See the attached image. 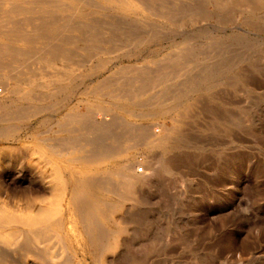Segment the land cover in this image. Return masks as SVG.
Masks as SVG:
<instances>
[{
  "label": "rangeland",
  "instance_id": "1",
  "mask_svg": "<svg viewBox=\"0 0 264 264\" xmlns=\"http://www.w3.org/2000/svg\"><path fill=\"white\" fill-rule=\"evenodd\" d=\"M206 3L207 0H156L154 7L160 8V4L163 5L167 8L165 10L171 12H167V14H172V18L174 15V19L178 22L184 18L181 21L182 24L180 26L173 24L169 27L164 18H158L157 9L159 8L156 7V12L154 9V14L151 15L152 18L150 16L147 22L143 25L140 24L141 26L136 24L135 32L140 36H148L151 33L149 26L159 24L163 26V35L159 33L160 37H163L160 39L161 42L151 41L150 44L148 43L143 49H140V53L138 52L136 57L113 60V65L110 62L98 76H91L87 80L90 87L92 85L96 87L101 81H104L102 82L105 83L103 86L102 83L101 87L98 86L101 88L97 90L98 94L121 96L126 91L125 89L130 90L128 92L130 94L134 90L132 91L133 98L144 103H154L158 98L168 101L170 99L168 96L172 94L169 95L170 92L181 91L185 85V78H189L192 74V76L199 74L198 70L200 68L202 70L207 64H210L209 67H213L216 73L215 79L214 77L212 79L211 87L208 90H201L193 99L187 100L184 104V106L187 104V108L183 114L179 112L173 116L179 121L175 119L170 121L167 118L162 119L161 116L155 117L157 115L150 114L142 117L143 119H140V116L129 119L122 113H113L112 110H108L109 114H107L108 112L105 113L108 118L112 116L111 118L120 119L118 121L121 124L118 122L108 128L109 132L104 134L105 137L103 136L98 140L104 146L112 144L114 142L112 140H115L112 137H119L130 124L133 127H138L137 130H145L144 128L148 126L149 130L159 129L162 131L174 122L183 139L182 142L180 141L181 149L174 151L170 155L169 161L166 162L168 171L154 179H151L152 169L146 160L151 157V154L156 153L158 155L159 152L146 151L140 145L138 146L141 148L138 146L132 148L131 171L141 179V183L135 188V194L124 192L125 194L122 193L120 199L118 198L119 204L115 207L116 209L114 208V216L119 232L115 247L102 255L103 264H264V27H262L264 25L259 24V22H255L253 25L245 24L242 20V6L236 0L232 1L229 11L225 14L221 13L222 16L220 17V13L209 14V12L212 13L211 8ZM193 12H200L199 16L193 17L195 15ZM117 19L125 24V19ZM142 26L143 28H141ZM145 26L148 29H145ZM169 30L170 34L167 33ZM204 32L205 34L210 32L209 34L223 33L229 35L230 33L231 35L225 39V42L223 40L220 41L221 43L218 41L216 46V42H214L215 44L207 42L205 38L207 34H203ZM231 32H235L233 36ZM238 37H241L240 41ZM163 40L165 41L162 42ZM101 44L98 45V49L106 48L108 45L106 50L111 51L114 48L113 54L122 49L115 42L113 45L107 42ZM91 46L93 45L88 44L87 48ZM132 46L133 43L129 42L126 47L131 48ZM195 46L197 47L195 48ZM66 47L72 50L74 59L82 57V60L85 58L83 56L86 53L79 50L77 46L66 45ZM95 47L97 45H94L93 48ZM187 47L189 51L186 50ZM43 50L46 52V49ZM43 50L36 55L30 51H24L27 56H30H28L29 63L27 61L29 65L19 60L14 62L2 60L0 63L3 66L0 64V72H10L11 77H13L16 72L36 69L39 65L38 56L47 54ZM172 51L174 54L177 53L174 55ZM181 52L183 53L181 54ZM166 53L172 54V56L185 53L184 55L188 54L198 58L199 62L196 64L195 62L178 63L176 65L175 61H171V64L170 60H174V57L168 55L172 59H166ZM34 60L35 62H33ZM163 60L164 63H169L171 67L176 69L170 75H166L167 77L165 74H160L162 76L157 77L156 80L154 78V73L158 69L156 62L163 63ZM199 64L201 65L199 66ZM9 65L16 67V69L14 68L15 73ZM131 68L137 71L142 69L141 71L147 72L144 74L145 76L148 74L153 76H151L152 78L149 77L150 75L146 76L149 78V82L141 85L145 78L144 75L143 78L139 75L141 78L132 77L133 79H131L132 74L129 72ZM189 69L194 71L191 72ZM158 78H163V82H160ZM134 80L135 82H133ZM0 81L1 98L7 83L4 80L2 82L1 78ZM121 83L127 84L123 86L124 84L121 85ZM138 83H141L140 85L143 87L145 85V88H140ZM161 85L169 86H166L165 97L159 95L162 89ZM117 86L122 87L124 92L117 90ZM114 88L121 95L117 92H109L113 91ZM139 88L145 90H141V93ZM173 89L175 90L173 91ZM103 90L107 93H104ZM128 95L124 94L123 96ZM71 107L70 109L85 112L84 107ZM74 111L72 114L77 116ZM66 112L67 114L64 112L65 117L69 115L68 113L70 116L72 115L71 112ZM58 116L64 118L63 113L53 117L48 124L35 130L37 139L30 138L26 143H23L25 145L19 144L18 150L12 151L13 156L7 164L8 168L5 167L2 172L4 178L3 182L0 183V199L3 200L5 197L4 201L8 200L12 204L15 200L22 202L27 198L47 196V189L40 184V180L34 172L37 164L35 155L38 151V144L46 148L49 143L48 145H54L56 150H59L64 144L60 151L61 153L65 151V157H67L69 156L67 152L81 147L89 138L87 133L84 135L85 132L78 125L67 118L60 122L61 119ZM64 125L69 126L70 131L64 128ZM43 137L46 138L43 139ZM39 139L42 142L38 141ZM73 139L77 141L73 143L74 147L70 146ZM58 143L61 146H58ZM87 146L89 147V145ZM27 148H32L35 155H27ZM2 168L4 169V165ZM27 188L36 189V192L16 193L17 190ZM109 190L120 192L114 186L109 187ZM113 196H115L113 193L108 194L109 201L116 198ZM132 199H135L137 204L132 203ZM48 242L49 252L43 259L44 264H49L50 261V264H59L57 262H60V258L66 252L61 251L62 245L58 240L53 238ZM76 255L81 256L78 251ZM80 256L79 258L82 257ZM79 264H90V258L86 255L83 257V262Z\"/></svg>",
  "mask_w": 264,
  "mask_h": 264
},
{
  "label": "bare ground",
  "instance_id": "2",
  "mask_svg": "<svg viewBox=\"0 0 264 264\" xmlns=\"http://www.w3.org/2000/svg\"><path fill=\"white\" fill-rule=\"evenodd\" d=\"M232 1L207 0L206 4L210 6L212 12H209V14L227 13L231 8ZM236 2L242 6V11H239L243 14L242 20L245 24L253 25L255 22H259V24L264 25V0H236ZM154 3H156V0H0V62L6 59V62L7 60L11 62L19 60L27 63L29 55L27 56L24 51H30L35 53V55L43 49H46L47 52L45 55L41 54L44 56H38L39 65L34 70L15 73L14 68L16 69V67L9 65L13 68V73H15L13 77H11L10 72H0L2 82L4 80L7 83L5 84L4 82L7 87L0 98V143L2 144L0 146V183L3 182L4 178L2 172L13 156L12 151L18 150L17 146L19 144L25 145L23 143H26L30 138L37 139L35 130L42 125L48 124L53 117L60 113H63L64 118L78 125L85 132L84 135L87 133L89 136L87 138L89 140L86 139L84 145L81 146L80 144L81 147L67 152L69 154L67 157H65V151H63L64 153L60 151L64 144L61 146L58 143V146H61L59 150H56L54 145H48L49 143L46 148L38 144L36 155L32 148H27L26 154L29 156L33 154L37 158L34 172L39 178L40 184L47 189L48 195L41 198H27L22 202L15 200L12 204L7 199H5L7 201H4L5 197L3 200L0 199V264H44L43 259L49 252L47 243L53 238L61 243V251L66 252L65 254L63 253L64 255L60 258V262L57 263L79 264L83 262V257L87 255L90 258V264H103L102 255L115 247L119 232L114 216L115 207L119 204L118 198L124 192L135 194V188L141 183V179L131 171L132 148H135V146L137 148L140 145L146 151L159 152L158 155L156 153L151 154V157H147L148 159L146 160V163L152 169L151 179L158 178L162 173L167 172L166 162L169 161L170 155L174 151L181 149L180 141L183 138L179 135L178 128L174 122L171 125L167 123L169 125H166L167 127L162 125L166 127L162 131H159V129L149 130L145 124L147 127L144 128L145 130H137L136 128L138 127H133L129 122L130 126L126 127L123 134L119 137H112V139H115L112 140L114 141L112 144L104 146L101 142H98L105 133L109 132L108 128L116 125L119 122L118 120H120L115 119L116 117L111 118L112 116L110 118L106 117L105 113L108 112L107 114H109L110 110L113 113H122L129 119L135 116V118L140 116V119H143L142 117L150 114L157 115L155 117L161 116L163 117L162 119L167 118L170 121L178 120V118H173V116L176 113L182 112L183 114L185 112L187 108V104L184 106L185 102L193 99L201 90H208L211 87L212 79L216 73L213 67H209L210 64L206 66L202 61L206 67H203L202 70L200 68L199 70L201 71L197 68L198 72H200L199 74L195 72L197 75L192 76V74L187 79L185 76L184 88L182 90L179 88L181 91L177 93L170 92L169 95L172 94L168 96L170 97L168 101L158 98L154 103H144L133 98L134 94H132V91L134 90L130 94L128 93L130 90L127 91L125 89L126 91L124 92L121 89L122 87H118L119 85L117 90H122L124 92L122 93L123 95L130 94L131 96H123L120 93L121 91L118 93L115 88L113 91H109L110 88L106 90L117 92L121 96L116 94H98L97 90L104 81H101L100 84L97 83L96 87L92 85L93 88L88 86V78L95 75L98 76L110 62L112 64L113 60L136 57L138 52L140 53V49H143L145 45L150 44L151 41L158 42L163 39L159 35V33L163 35V26L159 24L153 26L147 24L150 25L152 33L149 32L150 35L147 34L148 36L142 34L140 36L135 32L136 24H139L138 26H141L140 24L143 25L154 14L153 10L157 7L153 6ZM161 4L160 8L157 7L159 9L156 8L158 18H164L165 23L169 27L173 24L180 26L184 18H181L182 20L178 22V20L174 19V15L172 18V14H167V12H171L165 10L167 8L163 7V5L161 6ZM170 6L172 7V5ZM156 9L154 10L155 12ZM195 12H193L195 14L193 17L199 16L200 12ZM155 16L154 18H156ZM117 18L125 19L124 23L126 25L121 23L120 20L118 21ZM156 21L159 22V20ZM153 24L156 23L153 22ZM146 27L145 29H148ZM170 30L167 32L168 34H170ZM234 33H232V36ZM208 34L204 37L209 44L217 43L221 40L225 42V39L231 35L230 33L229 35L223 33ZM164 38L167 39L165 36ZM238 38L240 41L241 37ZM105 42L112 43V45L115 42L122 49L117 53L114 52L115 54H113L114 48L112 50L109 48L112 52L106 50L108 45L106 48L98 49V45ZM129 42L133 43L131 48H129L130 46L126 47ZM88 44L93 46L87 48ZM66 45L77 46L79 50H83L86 53L83 56L85 58L82 60V57L74 59L72 50L67 48ZM94 45H97V47L93 48ZM119 48L117 47V49ZM186 50L189 51V48L187 47ZM184 54L172 56V54L166 53L167 56L165 58L174 57V60L172 58L169 59H172L170 60L171 64V61H175L176 65L178 63L195 62L196 64L199 62L198 58ZM158 60L160 59L158 58ZM158 62L160 63V61ZM28 63L27 65H29ZM159 63L156 62V68L158 69L154 73L156 80L157 77L162 76L160 74L170 75L176 69L171 67L169 63H164V60V64L162 62V65ZM218 63L220 64V61ZM4 66L6 67V64ZM141 70L137 71L131 68L129 70L133 75H131V79H133L132 77L137 78L139 75L142 77L147 74V72ZM189 70L191 72L194 71ZM125 72H128V70H125ZM148 75L146 76L148 77ZM146 76H143L145 78L142 80V84L140 83L141 85L143 83L146 84L148 81L149 78ZM151 76L153 75L149 77ZM180 77L183 78L182 76ZM158 79L163 82V78ZM183 83L181 82L182 86ZM104 84L102 83V86ZM126 84L121 83L123 86H126ZM140 84V88H145V85L143 87ZM166 86L169 87L168 85ZM166 86L161 87L160 97H165ZM140 88V91L145 90ZM139 90L138 93H140ZM107 91L104 92L103 90L104 93H107ZM137 95L135 96L137 97ZM70 105L77 108L84 107L85 112L76 111L75 109L74 111L70 109L72 108ZM65 110L69 112L73 110L77 113V116H74L72 111L71 116L68 113L69 115L65 117L64 112L67 114ZM104 110L106 112H103ZM78 112L82 113L79 114ZM58 117L60 118L61 116ZM64 118H60V122H63ZM119 124L121 123L119 122ZM64 126V128H69V126ZM68 130L70 131V129ZM68 130L67 132H69ZM80 134H82L81 131ZM84 135L82 136L84 137ZM38 141L42 142L40 139ZM75 142H77L76 139H73L70 146L74 147L73 143ZM16 155L18 154L16 153ZM3 165L4 169L2 168ZM112 186L120 192L109 190V187ZM35 190L27 188L17 190L16 193H23L24 191L36 192ZM109 193H113L115 195L113 197L116 198L109 201ZM126 197L128 199V196ZM132 203L137 204V201L134 199ZM77 251L80 252L82 257L79 256L81 258L76 255Z\"/></svg>",
  "mask_w": 264,
  "mask_h": 264
}]
</instances>
